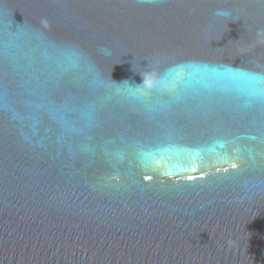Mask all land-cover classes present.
I'll list each match as a JSON object with an SVG mask.
<instances>
[{
  "label": "water",
  "instance_id": "obj_1",
  "mask_svg": "<svg viewBox=\"0 0 264 264\" xmlns=\"http://www.w3.org/2000/svg\"><path fill=\"white\" fill-rule=\"evenodd\" d=\"M0 264H264V0H0Z\"/></svg>",
  "mask_w": 264,
  "mask_h": 264
},
{
  "label": "clouds",
  "instance_id": "obj_2",
  "mask_svg": "<svg viewBox=\"0 0 264 264\" xmlns=\"http://www.w3.org/2000/svg\"><path fill=\"white\" fill-rule=\"evenodd\" d=\"M215 15L226 17V16H229L230 13L227 12V11L220 10V11H217L215 13ZM148 75H149L148 73L142 74L143 80H144L142 85H139V86H136V87L133 88V87L129 86L127 83H125V84H127L128 88H131V89H143L145 94H148L154 87H157L158 84L161 83V81H156L155 83L150 85L149 84V80H148Z\"/></svg>",
  "mask_w": 264,
  "mask_h": 264
},
{
  "label": "snow or ice",
  "instance_id": "obj_3",
  "mask_svg": "<svg viewBox=\"0 0 264 264\" xmlns=\"http://www.w3.org/2000/svg\"><path fill=\"white\" fill-rule=\"evenodd\" d=\"M232 167L235 168V167H237V165L236 164H233ZM188 179H193V177H188Z\"/></svg>",
  "mask_w": 264,
  "mask_h": 264
}]
</instances>
